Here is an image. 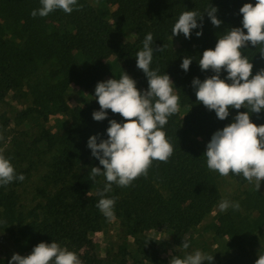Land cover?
<instances>
[{"label": "trees", "instance_id": "obj_1", "mask_svg": "<svg viewBox=\"0 0 264 264\" xmlns=\"http://www.w3.org/2000/svg\"><path fill=\"white\" fill-rule=\"evenodd\" d=\"M101 3L102 6L94 7L88 0H77L70 14L56 9L45 17H33L31 12L42 7L40 0H0V102L8 93L22 91L24 82L40 64L51 63L55 67L48 75L49 81L36 93V107L24 113V117L42 119L35 150L39 158L47 156L43 177L46 190L39 191L44 201L29 211L20 206L17 188L31 177V169H15L16 175L23 174L25 179L0 186V264H9L13 254H31L41 242L54 241L79 256L89 238L107 228L111 219L96 206L101 198L98 193L107 181L103 175L91 179V167L102 169V165L92 156L87 142L93 135H97L98 143L106 140L109 121L123 123L124 119L107 110V118L96 121L93 112L100 110L98 102L72 108L67 94L72 85L89 91L114 65L124 66L140 90H147V77L136 66V54L143 49L148 33L153 35L154 49L150 69L159 70V75L168 74L174 83V94L179 97V111L168 118L163 129L174 151L167 162L153 161L147 176H139L127 187L113 184L112 190L105 193V198L115 199L113 219L123 222L125 237H133L136 249L132 262L122 252L114 264H170L160 255L159 241L148 231L163 230L175 248H183V241L189 243L187 237L221 201L219 179L223 176L209 170L203 154L212 134L233 122L238 111L248 109H230L229 117L220 120L214 111L197 102L192 81L197 77L203 81L215 74L211 70L201 71L199 60L203 51L215 48L218 38L231 28H242L239 9L245 3L254 5L256 0ZM210 5L218 9L221 26L214 27L205 13L203 35L196 36L201 28L193 29L190 39L181 33L180 46L172 49V29L180 14L188 10L203 14ZM161 47L163 50L159 51ZM241 51L253 63V75L264 69L259 46L249 44ZM184 57L192 58L187 72L180 67ZM220 75L224 79L227 73ZM54 114H62L66 119L60 123L58 137L48 127V119ZM251 120L264 124V110L252 113ZM228 177L241 185L251 184L242 174L230 173ZM236 203L239 209L230 207L217 212L209 230L217 239L227 237L228 241H224L221 255L203 264H255L258 259L255 247L263 236L264 195L247 191ZM8 232L10 237L5 238ZM125 242L127 239V247ZM174 256L183 258L178 253ZM82 257L81 264H105L94 252Z\"/></svg>", "mask_w": 264, "mask_h": 264}, {"label": "clouds", "instance_id": "obj_2", "mask_svg": "<svg viewBox=\"0 0 264 264\" xmlns=\"http://www.w3.org/2000/svg\"><path fill=\"white\" fill-rule=\"evenodd\" d=\"M40 2L42 7L31 12L33 17H45L56 9L70 14L77 6V0ZM217 11L212 5L203 14L184 11L173 26L172 37L182 33L190 39L192 30L197 28L201 31H197L196 36L203 35L205 13L212 25L219 28L223 22L217 18ZM239 12L243 27L231 28L218 38L215 48L204 50L199 60L201 71L211 70L215 74L203 81L194 78L192 86L197 102L214 111L220 120L229 117L230 109H248L238 111L233 122L212 134L203 155L209 170L224 177L230 173L242 174L259 191L264 181V124L254 123L251 114L264 110V69L253 75V63L241 50L249 44L255 48L259 46V54L264 58V0H256L254 5L245 3ZM152 43L153 35L148 33L143 49L136 54V66L147 77V90H139L136 81L126 72L119 79L98 82L95 87L100 110L93 112V119L103 121L107 118V110L124 119L123 123L115 119L109 121L106 140L98 143L97 135H93L87 142L92 156L102 165V169L91 167V179L103 175L107 181L98 193L101 198L96 206L108 219L114 218L115 199L105 198V193L112 190V185L129 186L139 176H147L153 161L167 162L174 151L163 129L168 118L179 111V97L174 94V83L168 74L159 75V70L150 69L154 52ZM191 63V57H184L180 67L187 72ZM221 72L227 73L226 78L221 79ZM16 179L23 181L25 176H17L10 160L0 154V186ZM229 207L239 209V204H230L226 200L219 204L222 212ZM181 246L188 249L189 243L185 240ZM204 261H213V256L196 250L184 258L174 256L170 264H203ZM9 264H81V261L75 252L53 241L39 243L26 256L13 254ZM255 264H264V254L258 255Z\"/></svg>", "mask_w": 264, "mask_h": 264}, {"label": "rangeland", "instance_id": "obj_3", "mask_svg": "<svg viewBox=\"0 0 264 264\" xmlns=\"http://www.w3.org/2000/svg\"><path fill=\"white\" fill-rule=\"evenodd\" d=\"M88 2L94 7L102 6L101 0H88ZM181 40L182 34L171 37V48L177 49L180 46ZM54 68V65L51 63L40 64L38 69L27 78V82H24L22 91L10 92L0 102V154H3L9 160L14 156L15 160L12 162L10 160V162L18 171L31 169V177L17 188L20 195V206L24 211H29L38 203L44 201V197L39 191L42 189L46 190L43 177L47 172L45 165L47 156L39 158L37 156L38 152L35 150L36 139L40 135L42 128L39 123H42V119L36 120L35 118L24 117V113L36 107L34 102L36 93L40 87L45 86V82L49 81L48 75ZM123 72L129 75V71L124 66L114 65L101 82L108 79H119L123 75ZM96 85L87 92L81 91L76 85H72L67 94L69 106L72 108H83L89 104L98 102L95 98ZM136 86L139 90L141 89L138 84ZM32 116L35 117L36 113L32 114ZM65 121L66 119L62 114H54L49 117L48 127L53 135L59 136L60 123H64ZM36 161L38 163L34 167ZM219 186L222 195L220 203L226 200L230 204H235L238 199L244 197L247 191H257L254 183L241 185L228 176H223L219 179ZM259 192L264 195V181L261 182ZM218 211H220L219 205L202 222L198 229L187 237L189 241L188 249L175 248L171 242V237L163 230H150L147 234L159 241L160 255L167 259L169 263L176 253L181 254L184 258L196 250L201 251L205 255L218 256L223 253L224 241H228L227 237L220 240L217 239L209 230ZM262 233L263 236L259 237L257 246L255 247L257 255L264 254V226L262 227ZM4 237H10L9 232L5 233ZM126 239L127 242L125 243L127 247L124 246ZM135 251L133 237H125L123 222L111 219L105 230L98 231L89 238V243L79 254L78 258H83L82 255L84 253L94 252L105 264H114L116 256L123 252L126 253V259L130 263L135 259Z\"/></svg>", "mask_w": 264, "mask_h": 264}]
</instances>
